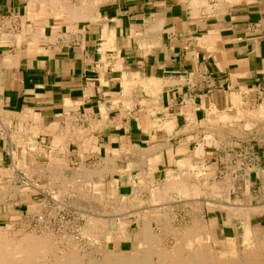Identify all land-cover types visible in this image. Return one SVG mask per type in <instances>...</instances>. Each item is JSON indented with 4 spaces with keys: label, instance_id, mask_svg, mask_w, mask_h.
Returning a JSON list of instances; mask_svg holds the SVG:
<instances>
[{
    "label": "crops",
    "instance_id": "0c3cea01",
    "mask_svg": "<svg viewBox=\"0 0 264 264\" xmlns=\"http://www.w3.org/2000/svg\"><path fill=\"white\" fill-rule=\"evenodd\" d=\"M61 1L0 0V220H35L51 193L110 205L212 174L222 199L188 201L198 235L264 264V0Z\"/></svg>",
    "mask_w": 264,
    "mask_h": 264
},
{
    "label": "rangeland",
    "instance_id": "374dc122",
    "mask_svg": "<svg viewBox=\"0 0 264 264\" xmlns=\"http://www.w3.org/2000/svg\"><path fill=\"white\" fill-rule=\"evenodd\" d=\"M25 2L27 3L30 9L31 8L34 9L35 8L34 6L36 4L38 5L44 4L43 2H41V0H36L34 2H31V0H25ZM222 133L225 135V137L221 136L223 140L222 145L223 147H226L227 145H230L228 139L224 140V138L228 137V132H225V130L223 129ZM219 176L224 177V172H222ZM190 178L193 180L192 182L190 181L187 187L181 185V183L179 182H175V184L171 185L172 182H170L169 183L170 185L162 184V186H160L157 189H153V191L136 190L134 191L133 194V196L135 197H133L132 199L126 197L125 199L119 200L118 196L115 193L109 192L107 197H110L109 198L110 205H98V204L93 205L92 203L96 202L99 196L96 192L93 193L84 190L75 193L69 191L66 194L63 193L61 196L58 194L54 195L51 193V195H49V198H51V200L47 201V203L43 206L44 209L38 213V216L35 218V220L27 221L26 219L21 218L20 216L14 217L9 222L0 220V230H1L0 234H2L3 236L9 235L14 239L22 238L23 235L24 237H26L29 234H33L37 236L44 235L45 237H47L49 250H53L52 248H54L53 251L55 252V254L59 256V258H63V254H68L69 251H74L77 254V259L81 260L82 262L81 264H87L89 257L91 258L95 257L97 260H102V257H100L101 255H99V253H90L91 255L86 254V251L88 252L89 249H91L92 247H100V248L105 247V249L108 248L113 255L119 254L117 249L114 248L117 246L118 243V238H117L118 232L121 233L124 230H132L133 228L134 229L139 228L138 230L140 231L151 230L152 233L151 237L154 238L157 236L156 239L160 240L159 246H161V248L157 246L156 249L160 248L159 250H161L163 248L164 251L166 250L172 251L175 248L176 249L180 248L183 250L184 249L191 250L192 247H188L187 240L188 239L194 240V232L198 235V232L196 231L197 226L200 225V222L201 223L203 222L199 220V216L202 213L200 208L192 204L189 205L188 201L190 199L197 200L198 198H202L204 196L206 197V199H211V200L214 198L221 200L222 198H220L219 196H214L217 193H218L217 195L220 194V192H215V182H214L215 180H220V179L217 178L214 179V175L211 174L208 175L207 177H204L205 179L203 180L204 182L206 181V186H205L206 188H204V186L202 185V189L198 188L199 187L197 184L198 179H194L193 177ZM224 182L228 183V178H225V181L223 180V183ZM190 184L193 186H189ZM180 185L184 187L183 190ZM190 187L192 190L189 189ZM184 189L188 191L186 190L184 191ZM194 191L196 192V194H194L195 193ZM72 193L74 194L75 199L71 203L70 194ZM182 193L185 194L182 195ZM224 193H227V191H225ZM57 195L58 197H56ZM225 198L226 199H223V201L227 200V202H230L228 196L225 195ZM140 199H143L145 204H142L141 202L142 200ZM118 200L120 202H118ZM172 203L174 204L172 205ZM40 216L44 217L42 221L41 220L38 221V217ZM117 217L120 219H118ZM93 218L96 219L99 218L101 220L99 221L101 223L99 224L100 226L99 228H101L102 230L99 231V228L97 227L94 230H91L92 227L90 228V226H92ZM193 226H195L196 228H194ZM111 227L112 230L110 229ZM87 229H88V234L90 232L93 233L95 239L93 238L92 234L89 235L87 234L86 231ZM113 235H115V237H113ZM196 237L202 240L200 241V239H197L198 242L196 239L194 240L196 244H199L201 246L202 250L204 245L207 243L206 249L210 251L209 253L206 252L207 255L211 254V256L213 255L215 257L217 255V257L219 256V258L220 257L222 258V261L225 260L224 263L226 264L227 263L231 264L233 260L234 262L239 261V254L237 255L236 253H233L232 254L233 256L232 255L229 256L228 254L214 251L209 247V243L205 242L206 239L201 238L200 236H196ZM172 244H174L175 246L174 245L172 246ZM105 249L103 251H105ZM175 255L182 257L183 255L187 256L189 254L175 253ZM226 257L230 260H228Z\"/></svg>",
    "mask_w": 264,
    "mask_h": 264
},
{
    "label": "bare ground",
    "instance_id": "6f19581e",
    "mask_svg": "<svg viewBox=\"0 0 264 264\" xmlns=\"http://www.w3.org/2000/svg\"><path fill=\"white\" fill-rule=\"evenodd\" d=\"M36 0H31V2H34ZM92 1V0H91ZM107 1V0H106ZM41 2H43L44 4H42L44 7L45 6H63V3L61 0H41ZM88 2V1H87ZM90 2V1H89ZM88 4V3H87ZM90 5V4H88ZM72 6V5H71ZM75 6V5H74ZM78 6V5H76ZM84 6V5H83ZM92 6V5H91ZM96 6V5H95ZM65 7V6H64ZM67 7V6H66ZM48 8V7H47ZM46 8V9H47ZM83 8V7H82ZM87 8V7H86ZM95 8V7H94ZM33 9V8H32ZM52 9V8H51ZM90 9V8H89ZM42 10V9H41ZM44 10V9H43ZM57 10V9H55ZM88 10V9H87ZM93 11V10H92ZM53 12V11H52ZM79 12V11H78ZM90 12V11H89ZM88 12V14H90ZM71 13V12H70ZM93 13V12H92ZM96 14V12H94ZM91 15V14H90ZM70 16V15H68ZM87 16V15H86ZM73 17V16H72ZM94 17V15H93ZM1 20V19H0ZM9 25V24H8ZM27 27V26H26ZM50 28V27H49ZM37 31V30H36ZM35 33H38V31ZM49 31V30H48ZM31 32V31H30ZM33 32V31H32ZM34 34V32L32 33ZM38 36V35H37ZM112 36V34H111ZM109 36V37H111ZM37 38V37H36ZM43 38V37H42ZM35 39V38H34ZM25 140V139H24ZM199 148V147H198ZM22 153V152H21ZM24 153V152H23ZM132 153V152H131ZM28 155V154H27ZM22 156V155H21ZM125 158V157H124ZM179 161V160H178ZM183 161V160H182ZM52 162V161H51ZM185 162V161H184ZM183 162V163H184ZM53 164V163H52ZM58 164V163H57ZM44 168V167H43ZM46 168V167H45ZM54 168V167H53ZM52 168V169H53ZM105 168V167H104ZM51 169V167H50ZM98 170V169H97ZM101 170V169H100ZM116 170V169H115ZM104 171V169H103ZM99 171H97L98 173ZM38 173V171H37ZM52 173V172H51ZM122 173V172H120ZM92 174V173H91ZM101 174V173H100ZM103 174V173H102ZM111 174V173H110ZM41 175V174H40ZM52 175V174H51ZM88 175V174H87ZM96 175V174H95ZM85 176V175H84ZM86 177V176H85ZM90 177V176H89ZM88 177V178H89ZM107 177V176H106ZM51 180V179H50ZM58 180V179H57ZM175 180V179H174ZM173 180V181H174ZM133 181V180H132ZM105 182V181H104ZM147 182V181H146ZM82 183V181H81ZM117 183V182H116ZM141 184V183H140ZM149 184V183H148ZM79 185V184H78ZM2 186V185H1ZM181 186V185H180ZM190 186H193L190 184ZM213 186V185H212ZM7 187V186H6ZM182 190H183V186ZM180 187V188H181ZM187 187V186H186ZM196 187V186H195ZM9 188V187H8ZM60 188V187H59ZM67 188V187H65ZM74 188H76L74 186ZM193 188V187H192ZM5 189V186L4 188ZM111 189V188H110ZM114 189V188H113ZM173 189V187H172ZM190 190L191 187L189 188ZM133 190V189H132ZM135 190V189H134ZM181 190V191H182ZM186 189H184L185 191ZM195 190V188H194ZM63 191V190H61ZM91 191V190H90ZM153 191V190H152ZM188 191V190H186ZM199 191V190H198ZM12 192V191H11ZM65 192V191H64ZM158 192V191H157ZM183 192V191H182ZM195 192V191H194ZM200 192V191H199ZM8 193V192H7ZM185 194V193H184ZM182 193V195H184ZM193 194V192H192ZM196 194V192L194 193ZM198 194V193H197ZM56 195V194H54ZM60 195V194H58ZM58 195L56 197H58ZM160 195V194H159ZM220 195V194H219ZM61 196V195H60ZM158 196V195H157ZM164 196V195H163ZM193 196V195H192ZM55 197V196H54ZM96 197V196H95ZM133 197V196H132ZM159 197V196H158ZM157 197V198H158ZM62 198V197H61ZM97 198V197H96ZM156 198V197H155ZM168 198V197H167ZM132 199V198H131ZM150 199V198H149ZM54 200V199H52ZM58 201V199H57ZM56 201V202H57ZM60 201V198H59ZM113 201V200H112ZM137 201V199H136ZM149 201V200H148ZM154 201V200H153ZM71 202V201H70ZM77 202V201H76ZM135 202V200H134ZM133 202V203H134ZM139 202V201H138ZM155 202V201H154ZM159 202V201H158ZM60 203V202H59ZM105 203V202H104ZM126 203V202H125ZM156 203V202H155ZM78 204V203H77ZM94 204V203H92ZM35 205V204H34ZM59 205V204H58ZM61 205V204H60ZM75 205V204H73ZM84 205V204H83ZM130 205V204H129ZM138 205V203H137ZM36 206V205H35ZM132 206V205H131ZM97 207V206H96ZM101 208V207H100ZM116 208V207H115ZM126 208V207H125ZM137 208V207H136ZM229 208V207H228ZM239 208V207H238ZM237 208V209H238ZM6 209V207H5ZM103 210V209H102ZM126 210V209H125ZM229 210H231L229 208ZM33 211V210H32ZM99 211V210H98ZM113 211V210H112ZM235 211V210H234ZM101 212V211H100ZM128 212V210H127ZM246 212V211H245ZM115 215V214H114ZM117 215V214H116ZM138 215V214H137ZM160 215V214H159ZM164 215V214H163ZM134 216V215H133ZM144 217V216H143ZM164 217V216H163ZM44 217H41L39 220H43ZM118 218V217H117ZM147 218V217H146ZM120 219V218H118ZM38 220V221H39ZM91 221V220H90ZM99 221H101L99 218H93L92 219V226H90L91 230H94L96 227L99 228V224H101ZM103 221V220H102ZM146 221V220H145ZM89 222V221H88ZM159 222V221H158ZM90 223V224H91ZM119 224V223H118ZM121 224V223H120ZM103 225V224H102ZM116 225V224H115ZM122 227V226H121ZM194 227V226H193ZM51 228V227H50ZM88 228V229H90ZM196 228V227H194ZM88 229L87 234H88ZM106 229V228H105ZM112 230V227L110 228ZM157 229V228H156ZM188 229V228H187ZM198 229V228H197ZM196 229V230H197ZM5 230V229H4ZM8 230V229H7ZM98 230V229H97ZM102 230L101 228H99V231ZM110 230V231H111ZM169 230V229H168ZM194 230V229H193ZM1 231V230H0ZM85 231V229H84ZM80 232V231H79ZM102 232V231H101ZM158 232V231H157ZM194 232V231H193ZM84 233V232H83ZM95 233V232H94ZM99 233V232H98ZM187 233V232H186ZM189 233V232H188ZM200 233V232H199ZM86 234V235H87ZM92 234L93 233H89ZM88 234V235H89ZM145 236H147L146 239H143V243L141 244V247L132 253H125V254H117V255H113L112 252L110 251H106L105 247L104 248H100V247H92L91 249H89V251H86V254H90V253H99V255H101L100 257H102V260H97L95 257H89V260L87 262V264H226L224 263V261H222V258L219 256L216 257L215 256H211V254H208L210 251H207V253H203V250L201 249V246L199 244H196V242L194 241L195 239H200L196 236L197 235L194 232V240L188 239L187 240V244L188 247H192V249H187V250H183V249H174V250H170V251H164L163 248L161 250H159L161 248V246H159V241L156 237H151L152 233L151 230H145L144 232ZM166 234V233H165ZM172 234V233H171ZM193 234V233H192ZM28 235V234H27ZM96 235V234H95ZM109 235V234H108ZM91 236V235H90ZM22 237V236H21ZM95 236H93L94 238ZM196 237V238H195ZM122 238V237H121ZM188 238V237H186ZM202 238V237H201ZM95 239V238H94ZM137 239V238H136ZM135 239V240H136ZM185 240V239H183ZM200 241H202L200 239ZM53 242V241H51ZM198 242V240H197ZM230 242V241H229ZM131 243V242H130ZM202 243V242H201ZM53 244V243H52ZM207 244V243H206ZM174 244H172L173 246ZM90 246V245H89ZM160 247L157 248L156 247ZM165 246V245H164ZM175 246V245H174ZM203 247V246H202ZM54 250V248H52ZM105 249V251H103ZM167 249V248H166ZM204 249V247H203ZM53 250H49L48 248V241H47V237L43 236H37V235H33V234H29L28 236L19 238V239H14L13 237L9 236V235H2L0 234V264H81V260L77 259V254L74 251H69L68 254H63V258H59V256L57 254H55V252ZM56 250V249H55ZM62 250V249H61ZM78 250V249H77ZM118 250V249H117ZM228 250V248H227ZM232 250V248H231ZM83 251V250H82ZM81 251V252H82ZM103 251V252H102ZM180 251V252H179ZM233 251V250H232ZM78 252V251H77ZM226 253V251H224ZM175 253H187L189 255L187 256H182L179 257L177 255H175ZM83 254V253H82ZM81 255V254H80ZM91 255V254H90ZM98 255V254H97ZM175 255V256H173ZM219 255V254H218ZM232 255V252L230 253L229 256ZM94 256V255H93ZM233 256V255H232ZM254 256V255H253ZM256 256V254H255ZM223 257V256H222ZM224 258V257H223ZM227 258V257H226ZM231 258V257H230ZM241 258V257H240ZM244 258V257H243ZM256 258V257H254ZM228 259V258H227ZM226 259V261H227ZM83 260V259H82ZM230 260V259H228ZM233 260V259H232ZM252 260V259H251ZM249 261V260H248ZM234 262V260H233ZM237 262V261H236ZM254 262V261H252ZM230 264V263H227ZM234 264V263H233Z\"/></svg>",
    "mask_w": 264,
    "mask_h": 264
},
{
    "label": "built area",
    "instance_id": "2783aa9c",
    "mask_svg": "<svg viewBox=\"0 0 264 264\" xmlns=\"http://www.w3.org/2000/svg\"><path fill=\"white\" fill-rule=\"evenodd\" d=\"M42 216L38 217V220L41 218Z\"/></svg>",
    "mask_w": 264,
    "mask_h": 264
}]
</instances>
